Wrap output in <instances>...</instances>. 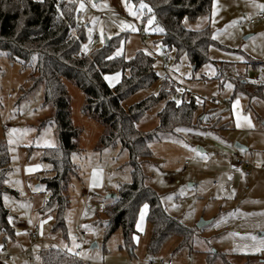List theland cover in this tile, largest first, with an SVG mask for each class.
<instances>
[{
	"label": "rangeland",
	"instance_id": "rangeland-1",
	"mask_svg": "<svg viewBox=\"0 0 264 264\" xmlns=\"http://www.w3.org/2000/svg\"><path fill=\"white\" fill-rule=\"evenodd\" d=\"M88 1L90 6L86 0L80 3L85 13L84 24L88 23V40L97 36L101 46L107 35L109 39L116 38L115 55L130 59L143 50L156 58L159 79L151 87L126 98V106L162 89L165 70L161 58L167 51L166 72L177 84L170 97L179 102L183 97L196 95L200 106L195 120L203 112L207 120L217 119L218 114L224 120L231 119L224 98L234 100L233 84L226 79L221 86L218 79L203 77L215 76L212 64L194 71L186 55L176 58L174 51L158 42V28L141 20L140 5L135 6L128 0ZM126 4L137 12L136 17ZM258 5H264V0H213L210 14L185 20V25L197 30L210 26L220 44L210 48V57L234 62V70L247 69L252 79L256 72L248 64L251 60L248 54L264 59V25L257 22L239 26V21L255 15L261 9ZM100 12L107 16L102 21L98 20ZM126 24L134 25L136 31L125 27ZM141 26L145 29L143 32H140ZM87 43H83L84 52H88ZM29 73V67L1 56L0 142L7 143L10 149L8 186L17 194L8 192L4 196L14 233L6 238L0 234V264H41L39 252L50 246L77 254L83 264H159L160 259L172 260L174 264H264V171L252 167L250 175L245 177L234 164L233 155L238 149L232 143L236 136L246 137L243 138L249 139V150L238 152L253 164L262 163L264 132L243 135L228 125L217 130L177 127L175 132L160 133L150 143L152 158L142 163L146 183L161 195L167 212L193 228L194 234L187 245L180 247L181 237L173 236L156 254H150L147 246L152 225L145 216L141 220V212L139 234L131 255L122 247L121 229L108 240L104 239L107 197L117 192L119 183L132 180L129 152L120 144L97 149L105 127L83 113L84 93L70 81L66 84L71 96L72 118L82 129L80 150L71 156L78 175L72 178L67 191L70 205L65 213L66 235L62 230H55L56 212H41L48 198L42 178L51 169L42 161L43 150L58 144L54 124L48 122L41 126V123L52 116L53 107L43 104L41 84L30 88ZM121 78V72L106 75L111 87ZM162 106L163 102L153 106L142 117L137 123L141 131L158 125L157 112ZM256 109L264 116V103ZM258 125L260 128L262 123ZM13 129L16 131L12 132ZM142 211H146L144 206ZM94 242L96 246H92Z\"/></svg>",
	"mask_w": 264,
	"mask_h": 264
},
{
	"label": "trees",
	"instance_id": "trees-1",
	"mask_svg": "<svg viewBox=\"0 0 264 264\" xmlns=\"http://www.w3.org/2000/svg\"><path fill=\"white\" fill-rule=\"evenodd\" d=\"M82 0H0V58L5 55L10 61H18L29 67L31 87L43 86V104L53 107V114L41 126L52 122L58 144L45 147L42 161L51 169L42 178L48 198L41 212H56L55 230L66 235L65 213L70 205L67 194L74 176L78 175L72 154L80 150L82 129L72 118L71 96L66 84L74 83L85 96L83 113L104 125L97 149L120 144L128 150L131 166V182L119 183L117 197L104 206L106 215L105 241L118 229L123 232V246L134 255L135 235L140 212L148 205L146 220L152 225V235L147 246L150 254H156L173 236H180V247L190 243L194 229L170 215L161 195L146 183L142 163L153 156L150 143L160 133L175 132L177 127H202L217 129L220 116L215 121L207 120L201 113L195 120L200 106L195 96L176 101L170 97L175 87L163 77V87L158 93H150L143 99L126 106L124 100L133 93L151 87L159 75L155 68L156 58L143 50L126 59L115 55L116 38L109 43L98 44L86 53L83 43L88 42L86 27L78 25L76 13ZM135 6L141 3V20L158 28V42L175 52V57L186 55L193 70L212 64L215 76L222 86L226 79L233 84V98L246 99L245 111L252 108L254 99L264 100V85L252 81L248 74L233 69L231 61H218L210 57V48L220 45L210 26L190 29L185 20H196L210 14L213 0H128ZM150 9V11H149ZM162 29V30H161ZM258 65V64H257ZM121 72L119 83L111 87L106 75ZM163 102L157 112L158 125L141 131L137 123L155 105ZM204 104V102H203ZM1 107V102H0ZM206 119V120H205ZM208 121L207 123H205ZM223 126V125H222ZM11 154L7 143L0 142V233L12 236L14 229L9 221V209L3 197L17 192L8 186L11 171ZM41 264H83L77 254L60 247L50 246L39 252ZM226 264H229L226 262Z\"/></svg>",
	"mask_w": 264,
	"mask_h": 264
},
{
	"label": "crops",
	"instance_id": "crops-1",
	"mask_svg": "<svg viewBox=\"0 0 264 264\" xmlns=\"http://www.w3.org/2000/svg\"><path fill=\"white\" fill-rule=\"evenodd\" d=\"M258 12H264V10L263 9H260L259 11H257V13ZM256 13V14H257ZM107 16L106 15H104V17L103 18H100V14H99V16H98V20H100V21H102V20H104L105 18H106ZM258 23H261V24H263L264 25V20H262V21H258ZM88 24V23H87ZM256 24V23H255ZM253 25V24H252ZM105 36H107V35H105ZM104 36V37H105ZM250 36V35H249ZM248 36V37H249ZM98 44V43H97ZM248 57L251 59L249 62H248V64H249V66H251L252 68H253V70L257 73V71L260 69V68H264V59H259V57H255V56H253V53H252V55L251 54H248ZM258 64V65H257ZM247 70V69H246ZM242 71L244 74H248L247 73V71ZM229 100V99H228ZM225 103H227L228 104V106H229V110H230V117H231V119H229L228 118V120H224V117L222 116V115H220V114H218V117L220 116V120H219V122H218V125H217V129H220V128H227V126L228 125H232V127L236 130V131H238V132H240L241 134H243V135H245V133H251V132H264V116L263 115H259L260 113L257 111V106L259 105V104H261V103H264V100L263 99H254L253 101H252V108H250L249 109V111H245V107H246V99H244V98H242V97H240V96H236V97H234V100L233 101H230L229 100V102H226V101H224ZM211 120V119H210ZM216 119H214V120H211V121H215ZM221 122L223 123L222 125H220L221 124ZM75 123V122H74ZM259 123H262V126L260 127V128H258V124ZM216 129V130H217ZM244 136H242V135H240V136H236L235 138H237V139H234L233 140V145H234V147L236 148V149H238V150H243V151H248L249 150V148H250V143L248 142L249 141V139H244V138H246V137H244ZM241 138H243V139H241ZM248 138V137H247ZM79 142H80V140H79ZM236 142H240L241 144H243V145H245L246 147H247V149L245 150V149H239V148H237L236 146H235V143ZM238 150H235V152H234V154L237 152V153H239L238 152ZM241 155H243L242 153H240ZM244 156V155H243ZM245 157V156H244ZM245 158H247V157H245ZM264 163V161L262 162V163H260V161L258 162H256V163H254L253 164V162H252V164H253V167L255 168H259V169H261V170H263L264 171V169L261 167V165ZM235 164V163H234ZM238 167V166H237ZM238 168H240V167H238ZM241 170H242V173H243V175L245 176V177H248V176H246L245 174H244V171H243V169L242 168H240ZM5 196V195H4ZM107 198H109L108 199V201L107 202H109V200H111V199H113V198H111V197H109V195H108V197ZM3 201H4V197H3ZM106 202V203H107ZM41 204H43V203H40L39 205H41ZM36 205H38V203H35V206ZM141 212H142V210H141ZM140 212V213H141ZM146 214H147V210L146 211H144V216H145V218H146ZM238 220H240V217H238ZM139 223H137V225H138ZM82 232H84V231H82ZM0 234H2V233H0ZM139 234V227H137V234L135 235V240H136V236ZM262 261H264V260H262Z\"/></svg>",
	"mask_w": 264,
	"mask_h": 264
},
{
	"label": "built area",
	"instance_id": "built-area-1",
	"mask_svg": "<svg viewBox=\"0 0 264 264\" xmlns=\"http://www.w3.org/2000/svg\"><path fill=\"white\" fill-rule=\"evenodd\" d=\"M86 2L90 6V1L86 0ZM103 17H104L103 12H100V18H103ZM75 18H76V22L78 25H82L85 23V13L80 8L78 9V11L76 13ZM262 20H264V12H258L255 15L250 14L247 17H245L244 19L239 21V26H245L247 24L252 25V24H255L258 21H262ZM144 30H145L144 27L141 26L140 32H143ZM97 43H98V37L97 36H93L92 38H90V40L87 43L88 52L91 51L92 48L97 45ZM88 52L82 51L81 55L85 56L86 53H88ZM161 59H162V62L164 65V70H165L164 78L166 80H168L171 85L176 86L177 84H176L175 80L170 76L169 73L166 72L167 71L166 63L168 61L167 51H165V54L162 56ZM251 80L264 85V68H260L257 71L256 75ZM187 94H189V93H187ZM193 96L197 97L196 95H193ZM224 101L229 102L228 98H224ZM233 160H234V163L236 166L243 169L244 174L246 176L250 175L253 164L249 159L245 158L243 155L236 152L233 155ZM261 167L264 169V163L261 165ZM80 232H82V231H80ZM33 237H36V235L33 234ZM158 263L159 264H174L172 260L166 261L164 259H160Z\"/></svg>",
	"mask_w": 264,
	"mask_h": 264
},
{
	"label": "snow or ice",
	"instance_id": "snow-or-ice-1",
	"mask_svg": "<svg viewBox=\"0 0 264 264\" xmlns=\"http://www.w3.org/2000/svg\"><path fill=\"white\" fill-rule=\"evenodd\" d=\"M84 5L83 4H81V7H83ZM126 7H129V11H130V13H131V15L132 16H134V17H136L137 16V12L136 11H131V8H130V6H128L127 4L125 5ZM148 6L146 5V4H143V3H141L140 4V8L141 9H144V8H147ZM258 7L259 8H261V9H264V5H258ZM149 11H150V9H149ZM152 21L151 20H149V23H151ZM125 27H128V28H131L133 31H136V28H135V26L134 25H131V24H126V25H124ZM162 30V29H161ZM12 132H15L16 130L15 129H13V130H11ZM177 131H187L186 129H177ZM170 198V197H169ZM147 208H148V205L147 204H145L144 205V210H147ZM143 218H144V212L142 211V213H141V220H143ZM137 227H140V225L138 224L137 225ZM142 230V229H141Z\"/></svg>",
	"mask_w": 264,
	"mask_h": 264
},
{
	"label": "water",
	"instance_id": "water-1",
	"mask_svg": "<svg viewBox=\"0 0 264 264\" xmlns=\"http://www.w3.org/2000/svg\"><path fill=\"white\" fill-rule=\"evenodd\" d=\"M104 39H105V43L108 44L109 38L107 36H105ZM235 146L239 149H245V150L247 149V147L245 145L241 144L240 142H236ZM109 197L115 199L117 197V193H111V194H109ZM202 224H203V222L200 223V225H202ZM96 245L97 244L95 242L92 244V246H96Z\"/></svg>",
	"mask_w": 264,
	"mask_h": 264
}]
</instances>
